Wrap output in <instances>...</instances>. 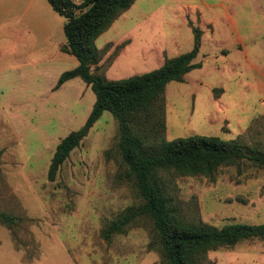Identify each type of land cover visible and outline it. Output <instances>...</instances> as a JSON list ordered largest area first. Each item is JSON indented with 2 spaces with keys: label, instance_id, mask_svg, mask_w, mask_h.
I'll return each instance as SVG.
<instances>
[{
  "label": "rangeland",
  "instance_id": "1",
  "mask_svg": "<svg viewBox=\"0 0 264 264\" xmlns=\"http://www.w3.org/2000/svg\"><path fill=\"white\" fill-rule=\"evenodd\" d=\"M82 0H75L77 4ZM47 0H0V264H163L150 223L109 241L107 221L141 200L118 178V123L106 111L48 180L58 144L87 121L89 85L58 78L75 68L62 51L65 19ZM197 61L163 94L167 140H236L264 154V0H136L96 41L92 71L107 80L160 68L193 48ZM185 219L218 228L264 224V167L222 166L212 178L176 177L169 190ZM205 264H264V239L207 253Z\"/></svg>",
  "mask_w": 264,
  "mask_h": 264
},
{
  "label": "trees",
  "instance_id": "2",
  "mask_svg": "<svg viewBox=\"0 0 264 264\" xmlns=\"http://www.w3.org/2000/svg\"><path fill=\"white\" fill-rule=\"evenodd\" d=\"M65 19L66 43L62 51L76 58L78 65L63 72L58 87L79 78L93 90L96 101L85 124L71 132L57 146L48 172L55 181L70 153L79 147L91 128L110 112L118 123L117 148L121 154L118 178L130 184L141 200L139 206L122 211L107 221L102 237L109 241L142 223H150L154 245L163 264H205L207 253L233 247L244 240L264 239V224H228L218 228L188 221L174 203L169 190L176 177L212 178L222 166L243 161L264 167V154L249 150L236 140L219 136L190 135L167 140L163 135V94L168 84L183 82L193 70L200 69L202 33L195 30L193 48L151 72L127 79L107 80L92 71L101 60L98 38L115 20L130 9L136 0H47ZM0 151V160L2 157ZM22 219L0 213V223L12 228Z\"/></svg>",
  "mask_w": 264,
  "mask_h": 264
}]
</instances>
